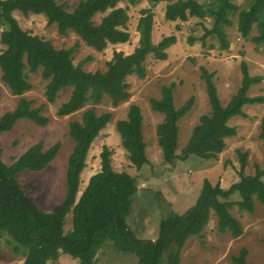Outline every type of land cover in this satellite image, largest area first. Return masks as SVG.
<instances>
[{"label": "trees", "instance_id": "obj_1", "mask_svg": "<svg viewBox=\"0 0 264 264\" xmlns=\"http://www.w3.org/2000/svg\"><path fill=\"white\" fill-rule=\"evenodd\" d=\"M59 1L0 0V40L5 46L0 54L1 82L13 97H20L16 107L0 118V135L12 129L19 120H28L40 127L48 123L41 114L43 107L33 108L32 102L22 97L32 89L30 74L40 72L47 82L44 95L48 103H53L61 90H71L68 100L56 112L58 117L72 115L88 103L97 105L104 96L115 108L130 98L126 78L133 75L144 79L148 59L166 60L164 51L175 43L173 37L152 43V15L149 10H143L137 25L138 46L134 51L128 55L115 51L106 63L105 72H86L81 65L73 64V49L57 50L48 41L24 31L14 18V12L25 16L43 15L47 26L56 25L59 35L72 31L86 46L101 52L108 46L128 42V8L118 5L125 2L135 6L141 0H82L71 13L59 5ZM147 1L152 6L165 1V22L176 23V30L189 18L211 19L212 27L205 31L201 40L215 35L221 50L228 48L224 29L232 25V19H236L237 31L243 39H250L264 49V0H249L245 8H239L231 0L207 3L197 0ZM97 14H104L99 24L93 21ZM253 27L257 34L249 38ZM200 73L210 113L200 116L179 154L176 153L178 122L189 112L194 98L176 108L175 87L171 85L161 89L160 99L149 100L150 109L163 117L156 127V138L165 164L172 165L191 156L204 161L217 160L226 147L225 140L236 136V130L229 122L235 117L246 118L244 107L264 103L263 97H248V91L262 78L250 76L243 63L240 87L225 106L218 98L214 74L204 68ZM111 118L110 112L96 115L94 109H89L83 112L80 122L69 123V136L74 147L67 160L65 196L51 213L42 211L23 191L17 175L44 170L57 156L60 144L44 149L43 143L37 142L10 166L2 161L0 146V238L10 239L14 252L23 257L20 264H57L61 254L77 260V264H95L98 252L108 243L116 252L134 256L137 264H179L183 246L192 237L202 238L212 214L216 217L218 233H228L236 239L242 234V226L230 210L236 206L238 211L252 214L256 202L264 205V169L255 165L254 173L246 174L247 153L236 151L239 163L236 183L223 189L219 183L213 186L204 179L194 205L185 213H171L161 220L154 241L136 238L126 223L130 199L137 191L136 179L113 170L111 152L106 147L99 154V171L88 179L79 193L89 149ZM142 128L141 109L134 104L129 106L126 120L116 124L121 146L136 172L149 164ZM259 139L264 147V118ZM68 214H71V227L65 232ZM247 256V249L242 248L238 255L231 257V263L247 264Z\"/></svg>", "mask_w": 264, "mask_h": 264}, {"label": "rangeland", "instance_id": "obj_2", "mask_svg": "<svg viewBox=\"0 0 264 264\" xmlns=\"http://www.w3.org/2000/svg\"><path fill=\"white\" fill-rule=\"evenodd\" d=\"M82 0H61L69 13ZM200 3L212 0H197ZM239 8L247 7L249 0H231ZM119 7L128 8L127 29L129 40L125 44L108 46L98 52L86 46L72 31L66 35L58 34L56 25L47 26L43 15H23L14 12V18L19 26L32 35L48 41L55 49H73L74 65H81L86 72H105L106 63L110 61L115 51L125 55L131 54L138 46L139 32L137 25L141 12L149 10L152 15L151 41L158 44L165 38H175V43L167 48L166 60L147 61V74L142 80L136 76H128V91L130 98L112 108L108 97L104 96L97 105L88 103L80 111L58 117L56 112L62 103L70 96V89L61 90L53 103L45 99L47 82L41 73L29 75L32 89L22 97L32 102V107H43L41 114L48 119L43 126H36L28 120H19L14 127L0 135L2 161L10 166L14 159L37 142L43 143L48 149L55 143L60 144L55 159L40 172H24L17 175V181L23 191L44 212H54L65 196V176L67 160L74 147L69 136V123L80 122L83 112L94 109L96 115L107 112L112 118L106 128L93 141L86 157V166L81 174L79 193L88 179L100 169L99 154L103 147L110 152L111 166L114 171L125 172L136 179L137 191L130 199V211L126 218L129 229L136 238L154 241L158 236L161 220L171 213L182 214L194 205L203 180L207 179L213 186L220 184L223 189L236 183L238 177V158L236 151L247 153L246 174L254 173L255 165L264 169V147L259 139L261 121L264 118V103L246 106L243 112L246 118L235 117L229 122L234 127L236 136L225 140L226 147L215 161H204L191 156L186 160H177L172 165L162 161L161 149L157 144L156 127L162 121V115L153 112L149 106L150 99H160L161 89L174 85L173 99L176 108L181 107L191 97L194 98L189 112L178 122V144L176 153L186 145L193 128L198 125L202 115L210 113L205 86L200 77V69L213 73V82L218 98L225 106L235 95L241 84V64H245L252 77H261L259 84L253 85L248 91V97L264 98V49L253 44L250 39H243L237 31V21L232 19V25L225 27L228 48L221 50L219 40L215 35L206 37L205 31L212 27L211 19L189 18L180 23H167L164 19L166 2L152 6L147 0H141L135 6L121 2ZM104 14H97L93 21L99 24ZM253 27L249 38L256 36ZM1 36V31H0ZM192 39V42L189 39ZM5 46L0 40V54ZM20 97H13L1 82L0 72V118L12 111ZM137 105L143 116V138L146 144V156L149 164L136 172L128 160L126 151L121 146L116 130L118 121L126 120L130 105ZM264 182V178H263ZM236 197V195H234ZM242 226L240 237L233 239L230 234H220L216 229V217L211 215L207 226L202 232V238L192 237L183 246L179 264H232L231 257L238 255L242 248L247 249V264H264V205L255 203L252 214L240 212L234 206L230 210ZM71 227V214L65 219L64 231ZM6 236L0 238V264H20L21 254H16L14 245ZM95 264H137L134 256L116 252L109 243L101 249ZM70 256L61 254L57 264H77Z\"/></svg>", "mask_w": 264, "mask_h": 264}, {"label": "crops", "instance_id": "obj_3", "mask_svg": "<svg viewBox=\"0 0 264 264\" xmlns=\"http://www.w3.org/2000/svg\"><path fill=\"white\" fill-rule=\"evenodd\" d=\"M142 131H143V128H142ZM144 142H145V141H144ZM86 183H87V182H86ZM85 185H86V184H85ZM84 187H85V186H84ZM83 189H84V188H83ZM82 191H83V190H82ZM82 191H81V192H82Z\"/></svg>", "mask_w": 264, "mask_h": 264}]
</instances>
